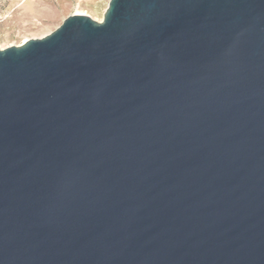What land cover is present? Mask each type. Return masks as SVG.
<instances>
[{
    "label": "water",
    "instance_id": "obj_1",
    "mask_svg": "<svg viewBox=\"0 0 264 264\" xmlns=\"http://www.w3.org/2000/svg\"><path fill=\"white\" fill-rule=\"evenodd\" d=\"M0 264H264V0L0 48Z\"/></svg>",
    "mask_w": 264,
    "mask_h": 264
},
{
    "label": "rangeland",
    "instance_id": "obj_2",
    "mask_svg": "<svg viewBox=\"0 0 264 264\" xmlns=\"http://www.w3.org/2000/svg\"><path fill=\"white\" fill-rule=\"evenodd\" d=\"M109 0H0V48L39 38L79 12L101 21Z\"/></svg>",
    "mask_w": 264,
    "mask_h": 264
},
{
    "label": "bare ground",
    "instance_id": "obj_3",
    "mask_svg": "<svg viewBox=\"0 0 264 264\" xmlns=\"http://www.w3.org/2000/svg\"><path fill=\"white\" fill-rule=\"evenodd\" d=\"M75 14H80L79 12H76ZM82 14V13H81Z\"/></svg>",
    "mask_w": 264,
    "mask_h": 264
}]
</instances>
